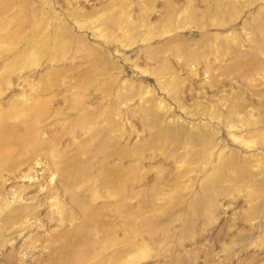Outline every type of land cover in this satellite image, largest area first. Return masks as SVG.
Masks as SVG:
<instances>
[{
    "label": "rangeland",
    "instance_id": "obj_1",
    "mask_svg": "<svg viewBox=\"0 0 264 264\" xmlns=\"http://www.w3.org/2000/svg\"><path fill=\"white\" fill-rule=\"evenodd\" d=\"M0 264H264V0H0Z\"/></svg>",
    "mask_w": 264,
    "mask_h": 264
}]
</instances>
